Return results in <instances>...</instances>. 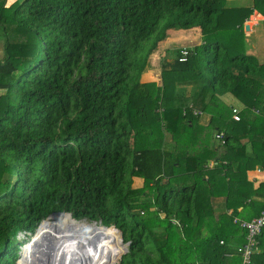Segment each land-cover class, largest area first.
Here are the masks:
<instances>
[{
  "label": "trees",
  "instance_id": "trees-1",
  "mask_svg": "<svg viewBox=\"0 0 264 264\" xmlns=\"http://www.w3.org/2000/svg\"><path fill=\"white\" fill-rule=\"evenodd\" d=\"M225 1L0 0V264L59 211L115 225L116 264L228 262L264 212L247 173L264 169V58L242 39L264 0ZM174 31L203 41L154 60ZM256 247L264 264V227Z\"/></svg>",
  "mask_w": 264,
  "mask_h": 264
},
{
  "label": "bare ground",
  "instance_id": "bare-ground-1",
  "mask_svg": "<svg viewBox=\"0 0 264 264\" xmlns=\"http://www.w3.org/2000/svg\"><path fill=\"white\" fill-rule=\"evenodd\" d=\"M96 224L86 221L74 222L64 214L61 218L44 223L36 236L37 239L39 238L37 244L41 252H44L45 243L54 246L65 239H72L73 242L69 249L75 250L74 255L78 251L79 260L76 264H113L112 258L116 254L114 235L116 238L117 232L113 228L97 226ZM31 245L32 243L27 246L22 260L20 259V264H30L31 262L38 264L37 257L29 255L33 246Z\"/></svg>",
  "mask_w": 264,
  "mask_h": 264
},
{
  "label": "rangeland",
  "instance_id": "rangeland-1",
  "mask_svg": "<svg viewBox=\"0 0 264 264\" xmlns=\"http://www.w3.org/2000/svg\"><path fill=\"white\" fill-rule=\"evenodd\" d=\"M10 1V0H9ZM238 2H240V0H226L225 1V5L226 6H235L238 4ZM243 4L244 5H250L251 4V0H245L243 1ZM256 16V17H255ZM250 19H247V21L244 22V26L246 24L249 25V29L246 30V29H243L244 31V38L243 39V42H244V45L246 47V52L248 54H253L255 55L257 58H260L262 60V58H264V32H263V26H264V20H262L264 18V15L259 12V11H256L254 10L251 15L249 16ZM259 22V25L258 27H253V25H255V23ZM262 27V29L260 28ZM184 33L182 32H176L174 31V34L173 35H169L166 37V39L159 43L158 45V52L155 53L153 55V58L154 60L159 56V55H162L165 51H166V54L163 56V58H165L166 62H172L173 59L176 57V50L178 48H180L181 45L183 44H189L191 45L192 47L195 46V45H198L200 44L203 39H202V34L199 33L198 31L196 32H192V31H183ZM219 32H224L223 29H217L216 30V33H219ZM227 32V33H225ZM225 32L222 34L225 35V39H227V37L229 35L231 36H235L236 35V30L233 28L232 30L228 29V30H225ZM228 34V35H227ZM154 37V36H153ZM153 37L151 39H153ZM225 39H223L221 42H222V46L223 48L226 47V41ZM195 41L196 40V43H193V44H190V41ZM4 40H2L1 36H0V59L2 58V56L4 55ZM255 49H261V50H255ZM189 51V50H188ZM190 52V51H189ZM263 52V53H261ZM158 59V58H157ZM153 60V61H154ZM149 69H152L151 67ZM157 72V71H156ZM157 74L159 75V71L157 72ZM151 75H153V77L150 79L151 81H155L157 83H159L158 81V78L157 76H155L153 73L151 72H147L145 74V78L144 79H148V77H150ZM146 81V80H145ZM185 87L182 88V93H185ZM3 91L0 90V94H2ZM187 93H190L189 92V89L187 90ZM231 103H235V104H238L237 102H235L234 100H232L229 104ZM232 117V116H231ZM205 123V122H204ZM167 140L169 139V136H167L166 138ZM256 170V169H255ZM254 170V171H255ZM260 174H256L255 172H247L248 173V178L250 180L253 179V175H260L259 176V180L261 179V181L263 180V177H261L262 173L264 175V169H260ZM250 171V170H249ZM257 171H259V169H257ZM252 175V176H251ZM132 187L134 188H137V187H141L143 185V179L141 177H138V176H133L132 177ZM151 213H155V209H152L150 210ZM160 217V216H159ZM161 217H163V215H161ZM78 221H84V219H80V220H77V221H74V222H78ZM91 224L93 222H90ZM97 226H101L100 224H96ZM17 236L19 237V233H17ZM21 236V235H20ZM29 240V239H28ZM27 241H25L23 243V245L26 243ZM32 243V242H30ZM30 243H27L24 247H23V251H22V256L27 248V246L30 244ZM118 236L116 237V246L118 248ZM119 251L120 249L118 248V253L116 255V257L114 258L113 260V263L114 261L118 258L119 256ZM122 255V254H121ZM114 257V256H113ZM121 257V256H120ZM23 258V257H22ZM113 259V258H112ZM18 260V259H17ZM22 260V259H21ZM111 260V259H110ZM118 260V259H117Z\"/></svg>",
  "mask_w": 264,
  "mask_h": 264
},
{
  "label": "water",
  "instance_id": "water-1",
  "mask_svg": "<svg viewBox=\"0 0 264 264\" xmlns=\"http://www.w3.org/2000/svg\"><path fill=\"white\" fill-rule=\"evenodd\" d=\"M244 29L248 30L249 29V25L246 24L244 26ZM64 214L69 216V218H72L71 213L59 211V212L52 213L46 219H48L49 217L54 216V215H64ZM41 223L36 228L35 233L33 234V236L24 245H22V247L20 249V257L16 261V264H20V259H22V257H23L22 256V248L27 243H30V242H32L33 246L31 245L32 249L29 251V255L32 256V257H37L38 264H76L77 260H79V258L77 256L78 251L74 255V251L75 250L69 249L71 247V245H72V242H73L72 239H67V240L65 239L60 244L57 243L54 246L52 244L45 243L44 244V249H43L44 252H41L40 247L37 244L39 238L37 239L35 237L36 232H37L38 228L40 227ZM87 223H90V222H87ZM93 223L100 224V225H102V227H111L117 232V235H118V238H119V242H120V245H121V249H122L120 255L117 258V259H119L121 254H123V253H125L127 251V247H126V244L123 243V237H122V234H121L120 230L115 225L106 226L100 220L97 221V222L94 221ZM80 257H82V256H80ZM117 259L114 261L113 264H116ZM30 264H35V263L31 262Z\"/></svg>",
  "mask_w": 264,
  "mask_h": 264
},
{
  "label": "built area",
  "instance_id": "built-area-1",
  "mask_svg": "<svg viewBox=\"0 0 264 264\" xmlns=\"http://www.w3.org/2000/svg\"><path fill=\"white\" fill-rule=\"evenodd\" d=\"M264 20V18L262 19ZM264 32V26H263ZM179 60L184 61L190 54L187 47H182L180 49ZM239 110L236 107H231V116L235 121L240 119ZM216 137L221 138V134H217ZM243 226L247 229V235L245 241L235 247V250L239 254L240 263L239 264H254L252 260L253 253L256 248L258 241V235L261 229L264 227V212L260 213L258 216H254L251 219L243 222Z\"/></svg>",
  "mask_w": 264,
  "mask_h": 264
},
{
  "label": "crops",
  "instance_id": "crops-1",
  "mask_svg": "<svg viewBox=\"0 0 264 264\" xmlns=\"http://www.w3.org/2000/svg\"><path fill=\"white\" fill-rule=\"evenodd\" d=\"M242 1H245V0H242ZM256 17V16H255ZM248 19H250V17L248 18ZM247 21V20H246ZM246 23V22H245ZM258 25H259V22H257V23H255V25H253V27L252 28H254V27H258ZM261 29H262V27H260ZM190 41V44H193V43H196V40L195 41H191V40H189ZM182 47H187V48H191L192 46L191 45H189V44H183V45H181L180 46V48L179 49H181ZM255 50H261V49H255ZM261 53H263V52H261ZM264 57V56H263ZM153 77V75H151L149 78L151 79ZM227 98L228 97H225V99L227 100ZM227 101H229V103L232 101V99H230V100H227ZM231 104H235V103H231ZM260 169H259V171H257V169L254 171V170H250V171H248V172H255L256 174H260ZM252 176V175H251ZM259 176L260 175H253V179L255 180V182L257 183L258 181L260 182L261 181V179L259 180L258 178H259ZM264 175H263V173H262V175H261V177H263ZM263 179H264V177H263ZM222 241H220V243H221ZM243 243V242H242ZM238 244H237V242L236 241H234V240H232L231 241V243L229 244V246H228V249H227V253L226 254H224V257H227L228 258V262L226 263V264H231V262H233V261H238V264L240 263V257H239V254L237 253V251L235 250V247L237 246ZM257 253H259V247H256L255 248V251H254V253L253 254H257Z\"/></svg>",
  "mask_w": 264,
  "mask_h": 264
},
{
  "label": "clouds",
  "instance_id": "clouds-1",
  "mask_svg": "<svg viewBox=\"0 0 264 264\" xmlns=\"http://www.w3.org/2000/svg\"><path fill=\"white\" fill-rule=\"evenodd\" d=\"M20 257V256H19Z\"/></svg>",
  "mask_w": 264,
  "mask_h": 264
}]
</instances>
